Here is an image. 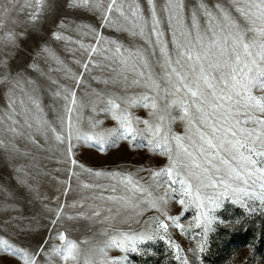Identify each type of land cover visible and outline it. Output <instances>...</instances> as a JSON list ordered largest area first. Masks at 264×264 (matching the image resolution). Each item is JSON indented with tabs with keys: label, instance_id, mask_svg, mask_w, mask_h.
<instances>
[{
	"label": "snow or ice",
	"instance_id": "snow-or-ice-1",
	"mask_svg": "<svg viewBox=\"0 0 264 264\" xmlns=\"http://www.w3.org/2000/svg\"><path fill=\"white\" fill-rule=\"evenodd\" d=\"M65 3L73 9L99 14L102 27L114 26L122 19L130 27L120 30L144 38L151 50L146 53L141 49H124L114 40L105 41L95 28L88 26L84 34H93L94 44L73 41L71 36L53 32L57 41L78 44L75 52L80 53L83 61L75 62L84 71L75 74L71 69H64L66 78L73 80L74 85L52 81L56 85L53 97L63 102V115L57 116V124L47 118L34 80L0 69V89L7 97V103L0 110V149L19 152L16 141L26 139L41 147L54 139L65 146L70 164L77 166L72 143L73 113H77L79 124L83 105L77 99L76 88L90 67H99L120 75L126 86L145 91L135 97L95 93L92 110L109 113L118 128L102 129V121L90 118L88 130L75 128L76 139L91 142L103 150L112 137L129 142L138 136L146 137L149 150L166 158L167 163L157 169H141L148 175L140 179L131 173L93 172L79 164L90 175L117 180L110 188L116 195H101L103 207L96 205L87 213L80 211L67 219L108 224L120 217L122 211L131 210L135 216L128 220L140 227L121 230L113 225L102 232V240L92 243L74 240L60 231L56 234L60 243L50 255L60 257L63 264H129V254L143 255L142 246L159 239L172 250L177 264H192L187 252L203 253L204 244L196 240V247L186 251L172 239L170 232L175 228L188 234L185 225L180 223L186 212L195 211L188 226L195 239L199 235L197 230L207 234L218 219L214 213L227 199L246 208L247 201H258L264 207V0H216L211 5L207 0H193L191 5L186 0H164L159 14L156 0H145L146 9L140 0L132 3L65 0ZM49 7L48 0H0V30L6 29L9 22H18L14 14L23 11L30 22H35ZM161 14L166 15L169 27L173 20L177 25L179 35L173 31L171 40L174 55L168 42L162 39L165 33L161 28ZM61 27H64L63 21ZM17 35L14 30L6 31L4 46H16ZM101 43L109 47H98ZM41 54L63 64L47 47L38 53ZM99 56L109 63L98 60ZM152 56L158 57L159 72L154 70ZM28 67L39 70L35 63ZM134 106L147 109L149 118L133 117L129 109ZM176 121L186 124L184 135L172 132L171 125ZM83 187L97 186L86 183ZM170 202L180 205V213L170 214ZM64 207L61 204L50 209L55 213L53 225L65 215ZM145 212L154 215L143 221L137 219ZM0 251L18 258L22 264H38L44 248L29 252L0 237Z\"/></svg>",
	"mask_w": 264,
	"mask_h": 264
},
{
	"label": "rangeland",
	"instance_id": "rangeland-1",
	"mask_svg": "<svg viewBox=\"0 0 264 264\" xmlns=\"http://www.w3.org/2000/svg\"><path fill=\"white\" fill-rule=\"evenodd\" d=\"M132 2L133 0H128V3ZM140 2L146 9L145 0ZM156 2L159 14L164 0H156ZM192 2L193 0H186L189 5ZM207 2L211 5L216 0H207ZM48 3L50 4L48 10L35 22H30L27 15L21 11L14 14V18L18 20L16 24L9 22L6 29L0 30V69H5L6 73H11L13 76L20 73L34 80L36 94L45 109L47 118L59 124L57 116L63 115V102L53 97L52 92L56 89V85L52 84V81L74 85L73 80L66 78L64 69H71V72L75 74L83 72L84 69L75 62L77 59L83 61L80 53L75 52L78 44L57 41L52 36L53 32L59 31L66 36H71L73 41L79 39L85 44H94L96 37L91 33L84 34L87 31L85 26H88L95 28L105 41L114 40L123 45L124 49H141L147 53L151 50V45L146 44L144 38L133 36L127 30L121 31V27L125 29L130 27L122 19L114 26L102 27L99 14L68 7L65 0H48ZM161 19V28L165 33L162 39L168 42L169 49L174 55L171 40L173 31H177V36L179 35L176 22L173 20L172 26L169 27L166 15L161 14ZM61 21L64 22V27H61ZM8 30H14L18 34L16 46H4L3 38ZM145 31L147 33V29ZM152 38L154 40L155 36ZM97 46L109 47L107 43ZM44 47L54 52L63 64L58 63L57 59L47 57L46 54L38 55ZM114 47L113 45V50ZM107 54L111 56L112 52ZM157 58L152 56L151 63L154 70L159 72ZM97 59L105 64L109 63L102 56ZM33 63L38 65V71H32L28 67ZM104 80L110 82L105 84L102 82ZM144 91L145 89L136 86H126L122 77L110 72L108 68L90 67V70L85 72L83 82L76 88L77 99L83 105L79 112V124L76 123L77 113H73L72 143L74 158L78 165L83 164L86 169H92L93 172L131 173L140 179L148 175L141 169H157L167 163L166 158L149 150L146 137L138 136L131 142L112 137L104 144L103 150L100 146H92L91 142L85 143L76 139L75 128L79 127L81 131L88 130L90 118L102 121V129L118 128L117 122L109 113L92 110L96 99L95 93L135 97ZM6 103L5 91L0 89V110H3ZM129 111L133 117L149 118L148 110L141 106H134ZM171 129L175 134L184 135L186 124L176 121L171 125ZM113 140L116 142L112 143ZM16 143L20 149L19 152L0 149V237L8 239L14 245L29 252H34L43 246L44 253L38 257V264H63L60 257L50 255L52 249L60 243L56 239L57 232L65 231L74 240H87L92 243L102 240L104 238L101 235L102 232L113 225L121 230L140 227L128 220L130 216H135L131 210L122 211L120 217L108 224L86 219H67V216H75L80 211L87 213L93 206L103 207L104 201H101L99 197L116 195L110 191V188L113 184H117V180L107 176L95 177L79 168L78 165H71L65 146L57 144L54 139L43 143L41 147H36L26 139ZM86 183L97 187L84 188L83 185ZM104 189L109 191H103ZM247 203L246 208L241 204H233L231 199L225 200L222 208L214 213L218 218L217 221L210 226L206 235L202 229L197 230L199 235H196L195 239L192 238L193 234L188 228L195 215V211L190 210L180 220V223L188 230V234H182L179 229L172 228L170 229L171 237L186 251L196 247V240L204 244L203 253L197 252L193 255L187 252L192 264H264V207L258 201H247ZM61 204L65 206V215H62L61 219L53 225L55 213L50 209H55ZM73 204L77 207H72ZM80 205H83L82 209ZM180 211L179 204L170 202V214L176 215ZM152 215H154L153 212H145L144 216L137 219L147 220ZM82 247L87 246L82 245ZM142 248L143 255L129 254V264H177L172 250L163 240L151 241ZM0 264H22V262L0 251Z\"/></svg>",
	"mask_w": 264,
	"mask_h": 264
}]
</instances>
